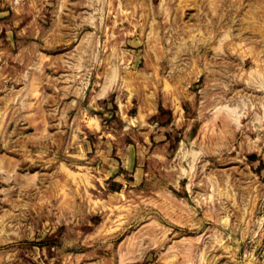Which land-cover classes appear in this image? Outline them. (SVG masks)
Returning a JSON list of instances; mask_svg holds the SVG:
<instances>
[{"label":"rangeland","instance_id":"1","mask_svg":"<svg viewBox=\"0 0 264 264\" xmlns=\"http://www.w3.org/2000/svg\"><path fill=\"white\" fill-rule=\"evenodd\" d=\"M0 264H264V0H0Z\"/></svg>","mask_w":264,"mask_h":264}]
</instances>
